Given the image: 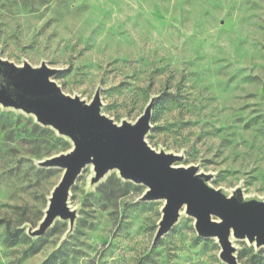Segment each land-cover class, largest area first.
<instances>
[{"label": "rangeland", "instance_id": "374dc122", "mask_svg": "<svg viewBox=\"0 0 264 264\" xmlns=\"http://www.w3.org/2000/svg\"><path fill=\"white\" fill-rule=\"evenodd\" d=\"M0 56L44 61L68 95L133 122L152 96L147 143L196 165L215 188L240 185L264 199V0H0ZM70 140L30 114L0 106V264H225L214 238L181 214L153 242L161 200L116 170L70 189L71 233L56 219L30 237L62 169L40 167ZM239 264H264V248L234 241Z\"/></svg>", "mask_w": 264, "mask_h": 264}, {"label": "water", "instance_id": "95a60500", "mask_svg": "<svg viewBox=\"0 0 264 264\" xmlns=\"http://www.w3.org/2000/svg\"><path fill=\"white\" fill-rule=\"evenodd\" d=\"M58 69L44 61L32 66L26 60L17 65L0 56V106L30 114L42 126L67 137L65 152L37 161L40 167L62 169V175L48 196L44 214L36 227L27 226L30 237H39L56 219L68 222L62 239L72 231L76 209L68 204L70 189L82 170L94 174L88 187L116 170L120 178L145 187L139 201L163 202L153 242L166 234L181 214L193 219L196 234L214 238L218 257L225 264H239L234 241H247L264 248V199L246 196L240 185L230 192L209 184L210 174L198 166L178 165L179 154L156 150L146 141L150 130L152 96L133 121L120 123L101 113L100 88L86 102L68 95L52 79Z\"/></svg>", "mask_w": 264, "mask_h": 264}, {"label": "bare ground", "instance_id": "6f19581e", "mask_svg": "<svg viewBox=\"0 0 264 264\" xmlns=\"http://www.w3.org/2000/svg\"><path fill=\"white\" fill-rule=\"evenodd\" d=\"M94 174V172L91 170L90 171V174H89V177H88V184H89V178ZM93 186H90V188H92Z\"/></svg>", "mask_w": 264, "mask_h": 264}]
</instances>
